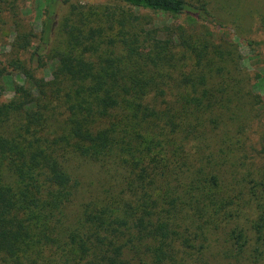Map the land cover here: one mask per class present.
Listing matches in <instances>:
<instances>
[{
	"label": "trees",
	"instance_id": "trees-1",
	"mask_svg": "<svg viewBox=\"0 0 264 264\" xmlns=\"http://www.w3.org/2000/svg\"><path fill=\"white\" fill-rule=\"evenodd\" d=\"M70 1L46 0L45 46ZM106 2L62 19L50 81L16 62L0 93V264H260L264 136L246 130L264 106L233 44L195 24L204 0ZM77 158L114 188L70 219Z\"/></svg>",
	"mask_w": 264,
	"mask_h": 264
},
{
	"label": "rangeland",
	"instance_id": "rangeland-1",
	"mask_svg": "<svg viewBox=\"0 0 264 264\" xmlns=\"http://www.w3.org/2000/svg\"><path fill=\"white\" fill-rule=\"evenodd\" d=\"M204 1L210 16L206 21L195 24L202 25L201 28L207 27L217 41L226 40L227 43L233 44L235 58L239 62L238 68L244 79L243 84L262 99L264 106V0ZM106 3V0H71L69 4L60 5L59 12L53 19L51 40L47 46L44 45L42 30V22L47 18L46 0H15L13 10L12 5H0V73L5 75L0 81V93L3 94L1 102L13 97L14 83H24V76L13 67L16 62L33 70L37 81L52 79V51L60 47L63 49L66 41L71 38V34H67L69 28L62 19L66 16L70 18L72 6L76 5L83 12H87ZM150 15L160 24H183L189 28L184 18L157 17L153 13ZM73 17L76 20L75 14ZM59 119L62 117L59 116ZM246 133L253 142L264 136V121L260 126L258 119H255L249 124ZM70 167L74 179L78 182L74 201L67 210L68 217L73 219L83 203L97 198L105 190L114 188V183L112 173L99 164L77 158L71 160ZM260 264H264V260Z\"/></svg>",
	"mask_w": 264,
	"mask_h": 264
}]
</instances>
